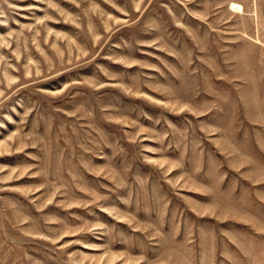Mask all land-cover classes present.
Wrapping results in <instances>:
<instances>
[{"label":"rangeland","instance_id":"374dc122","mask_svg":"<svg viewBox=\"0 0 264 264\" xmlns=\"http://www.w3.org/2000/svg\"><path fill=\"white\" fill-rule=\"evenodd\" d=\"M0 264H264V0H0Z\"/></svg>","mask_w":264,"mask_h":264}]
</instances>
